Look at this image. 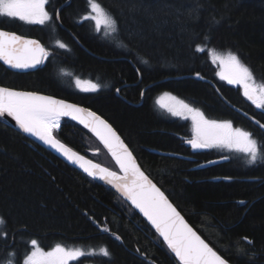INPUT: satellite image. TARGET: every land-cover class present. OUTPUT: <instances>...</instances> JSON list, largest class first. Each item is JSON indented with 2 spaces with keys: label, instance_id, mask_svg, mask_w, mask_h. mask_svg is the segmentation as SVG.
<instances>
[{
  "label": "trees",
  "instance_id": "16d2710c",
  "mask_svg": "<svg viewBox=\"0 0 264 264\" xmlns=\"http://www.w3.org/2000/svg\"><path fill=\"white\" fill-rule=\"evenodd\" d=\"M65 1L48 0L52 19L43 25L0 16V28L36 37L50 49L48 62L31 72L0 63V86L96 110L210 247L232 264H264V158L249 163L237 150L194 151L187 142L193 139L190 121L164 112L155 100L172 92L211 119L249 130L264 151V130L228 105L210 83L192 77L200 73L213 80L229 102L264 123V109L248 100L240 85L221 80L211 57L213 49L234 53L264 83V0H105L116 22L112 39L91 23L79 24L85 12L81 0L62 8V27L57 11ZM188 2L183 23L166 14L168 7L182 3L184 10ZM73 68L100 90L76 89ZM54 135L121 173L100 140L74 120L63 118ZM0 220V264L9 258L23 264L33 239L44 249L59 244L110 253L86 254L69 264H180L124 198L1 117Z\"/></svg>",
  "mask_w": 264,
  "mask_h": 264
},
{
  "label": "snow or ice",
  "instance_id": "6c2138e0",
  "mask_svg": "<svg viewBox=\"0 0 264 264\" xmlns=\"http://www.w3.org/2000/svg\"><path fill=\"white\" fill-rule=\"evenodd\" d=\"M47 2L48 0H0V16L43 25L52 19L45 8ZM88 4L95 15L90 13L89 17H85L86 19L95 20L97 29L101 23H104L113 31L116 30L115 20L107 14L97 0H88ZM59 46L66 47L63 43H59ZM203 50L197 46V51ZM47 55L46 49L39 41L0 29V60L6 64L14 68H29L41 63ZM211 55L213 62L219 60L221 65L230 69L228 75L221 73V78L227 79L229 83L242 85L244 96L257 108H264V84L256 85L254 74L238 56L231 52L220 54L215 49L211 50ZM84 84L87 85L84 88L85 91H95L99 88L98 84L91 81L76 80L77 87ZM165 97L176 100L175 97L165 93L161 101ZM162 107H166L175 116L185 114L191 116L194 136L188 143L193 148L221 146L236 149L247 155L249 163H254L258 158H264V151L258 141L253 138V134L242 128H234L231 121L209 120L199 109L192 108L183 101H176L175 105L162 103ZM5 114L13 117L25 132L37 136L60 151L70 161L80 163L89 175H99L101 179L113 184L148 218L168 247L175 253L180 264H228L227 260L189 226L164 192L141 171L131 151L112 126L96 113L38 92L18 91L15 88L0 86V116ZM62 116H71L90 127L109 148L123 175L92 164L91 161H83V157L77 156L57 140L53 131L59 127ZM256 123L264 128V124H260L259 121ZM0 223L3 221L0 220ZM31 245L32 250L24 256L23 264H68L69 260L85 254L80 249H65L59 244L46 252L39 247L35 239L31 240ZM100 253L104 256L110 255L106 248H101ZM7 264H14V261L9 258Z\"/></svg>",
  "mask_w": 264,
  "mask_h": 264
},
{
  "label": "rangeland",
  "instance_id": "374dc122",
  "mask_svg": "<svg viewBox=\"0 0 264 264\" xmlns=\"http://www.w3.org/2000/svg\"><path fill=\"white\" fill-rule=\"evenodd\" d=\"M169 1H170V0H169ZM181 4H182V3H180V6H181V7L178 8V9H170V7H168L167 10H166V14H168V15H170V16H175V18H174L175 21L180 22V23H183L182 21H184V20H181L182 18H180V17H181L182 15H184V14H185V16L187 15V13H188V9H187V8L190 7L191 2H190V3L188 2V4H185V6H187V7H186L184 10H183V4H182V5H181ZM45 8H46V10L48 11V9H47V4L45 5ZM158 8H160V7L157 6L156 11L158 10ZM48 12H49V11H48ZM90 13H91V15H95V14L92 13V12L85 11V12H83V13L81 14V19H82V21H86V22H88V23H91V24L95 27V29H97V25H96V21H95V20H93V19H91V18H87V19L85 18V17H89V14H90ZM49 14H50V13H49ZM154 17H155V16H154ZM111 18L114 19L113 17H111ZM152 18H153V17H152ZM84 19H85V20H84ZM185 19H186V18H185ZM32 24H38V23H32ZM115 27H116V26H115ZM97 30L102 34L103 37H107V39H112V38L115 36V33H116V30L113 31L109 26H107V25L104 24V23H101V25L99 26V29H97ZM59 43H63V42H59ZM59 43H57L58 46H59ZM63 44H64V43H63ZM66 47H67V45H66ZM66 47H64V48H66ZM218 53H220V54H227V52H218ZM211 57H212V55H211ZM214 64L218 66V77H219L221 80H223V81H225V82H228L227 79H222L220 74L223 73L224 75H228L229 72H230V69H229L228 67L224 66V65H221V63H220L219 60L215 61ZM65 76H67V75H65ZM77 79L81 80L82 82H83V81H90V80H88V79H82V78H78V77H77V78H74V77L71 78V80H72V82L74 83L76 89H78V90H82V91H85L84 88H86L87 85L84 84V85H82L81 87H77V85H76V80H77ZM91 82H92V81H91ZM92 83L96 84L95 82H92ZM255 83H256V85L264 84V83H262V82H258V81H256V80H255ZM235 85H240V84H235ZM240 86H241V88L243 89L242 85H240ZM99 87H100V86H99ZM89 91H91V90H88V91H85V92H89ZM165 93L170 94L171 97H175L176 100H171V99L165 97L164 100L161 101V97H164V94H165ZM155 100H156V104H157L158 108H160V109L163 110L164 112H167V113L170 114V115H173V114H172L171 112H169V111L167 110L166 107H162V103H163V104H169V105H175V104H176V101H183L184 103L190 105L192 108L199 109L201 112H203L202 109L197 108V107H194L193 105H191L190 103H188L187 101H185L184 99H182L181 97H179L178 95H176V94H174V93H172V92H167V91H166V92H162V93H160V94L156 97ZM260 109H264V108H260ZM203 113H204V112H203ZM204 115H205V113H204ZM173 116H175V115H173ZM176 117H179V118H182V119H185V120H189V121L191 122V126H192V134H193V136H194V132H193V121H192V119H191V116L188 115V114H185L184 116H176ZM205 117H206L207 119H209V120H216V119H211V118L207 117L206 115H205ZM217 121H230V120H217ZM60 122H61V118H60ZM60 122H59V126H60ZM231 122H232V125H233L234 128H242V129H244L245 131L250 132L249 130H247V129L241 127V126H237V125H235L233 121H231ZM55 130H56V129H55ZM55 130H54V131H55ZM54 131H53V132H54ZM253 138L256 139L254 136H253ZM212 148H227V147L212 146V147H207V148H204V149H212ZM227 149H229V148H227ZM231 150H236V149H231ZM37 242H38V241H37ZM38 245H39V247L43 248V247L39 244V242H38ZM61 246L64 247L65 249H72V250L80 249L82 252L85 253L84 255H86V254H94V253H96V252H100V250L89 249V248H83L82 246H76V247H68V246H64V245H61ZM43 249H44V248H43ZM50 250H51V249H44V251H46V252H47V251H50ZM80 257H82V256H80ZM80 257L69 260V261H68V264H69L70 262H72V261H75V260L79 259ZM87 264H92V263H87Z\"/></svg>",
  "mask_w": 264,
  "mask_h": 264
},
{
  "label": "water",
  "instance_id": "95a60500",
  "mask_svg": "<svg viewBox=\"0 0 264 264\" xmlns=\"http://www.w3.org/2000/svg\"><path fill=\"white\" fill-rule=\"evenodd\" d=\"M71 0H69L66 4H68L69 2H70ZM58 21L60 22V24L62 25V26H64L63 25V23H62V20L60 19V16H59V18H58ZM5 31V30H4ZM17 34V33H16ZM17 35H20V34H17ZM20 36H23V35H20ZM23 37H25V38H27V39H31V40H37V41H39L38 39H36V37H32V36H23ZM40 42V41H39ZM40 44L42 45V43L40 42ZM2 63H4L5 65H7L9 68H11V69H14V70H18V71H30V70H32V69H36V68H38L39 66H40V64L41 63H39V64H36L35 66H33V67H29V68H14V67H12V66H10V65H8V64H6L3 60H0ZM197 77H200L201 79H203V80H205V81H208V82H211L209 79H207V78H204V77H201L200 76V74H199V76H197ZM159 83L160 82H162V81H158ZM154 85H156V83H152V84H150V85H148L145 89H144V92H145V90L147 89V88H149V87H152V86H154ZM122 87L123 86H121L119 89H122ZM25 92H28V91H25ZM41 95H44V94H41ZM44 96H48V95H44ZM52 97V96H51ZM55 98V97H54ZM55 99H57V100H63V101H66V102H68V103H70V104H75V105H78L79 107H81V108H83V109H87V110H89V111H91V112H94V113H96V115L97 116H100L102 119H104L105 121H107L108 122V124H110L111 126H112V128L116 131V133L119 135V137H120V139L124 142V144L125 145H127V147H128V149H129V151H131V153H132V156L135 158V161H136V163L139 165V167H140V169H141V171H143L144 172V174L146 175V176H148V178L152 181V183H154L158 188H160L154 181H153V179L145 172V170L142 168V166L140 165V163H139V161L137 160V158H136V156L134 155V153L132 152V150L130 149V147H129V145L127 144V142L124 140V138L120 135V133L116 130V128L112 125V123L106 118V117H104L103 115H101L100 113H98L96 110H94V109H92V108H88L87 106H84V105H82V104H80V103H77V102H73V101H70V100H67V99H59V98H55ZM228 105H230V106H233V104L232 103H229ZM237 109V108H236ZM245 114V113H244ZM246 116H247V114H246ZM0 117H2V118H5V119H7V120H9L13 125H14V127H16L17 129H19L22 133H24L25 135H27L29 138H31V139H33V140H35V141H37L38 143H40V144H42L43 146H45V147H47V148H49L51 151H53L54 153H56V154H58L60 157H62L64 160H66L67 162H69L70 164L72 163L76 168H78L79 170H81L84 174H86V175H88L89 177H92V178H95V179H97V180H99V181H101L102 183H105V184H107V185H109L110 187H112L114 190H116L117 192H118V194L119 195H121L122 197H124V198H127V197H125L113 184H110V183H108V181L107 180H105V179H101V177L99 176V175H97V176H92V175H89L88 174V172H86L85 170H84V168L83 167H81L80 166V163H77V162H73V161H70L69 159H67V157H65L60 151H57L55 148H53V147H51L50 145H48V144H46L44 141H42L41 139H39L37 136H35V135H33V134H31V133H28V132H25L23 129H21L20 127H19V125L17 124V122L15 121V119L13 118V117H11V116H8L7 114H5V115H3V116H0ZM62 117H64V118H70L71 120H74V121H76V122H78L79 124H81L82 126H84V127H86L87 129H90L91 131H92V129L90 128V127H87V126H85V124L84 123H81L79 120H77V119H73L71 116H62ZM257 121H259V120H257V119H253V122L254 123H256ZM260 122V124H264V123H262L261 121H259ZM257 124V123H256ZM258 125V124H257ZM259 126V125H258ZM260 127V126H259ZM262 129H264V128H262ZM94 132V131H93ZM95 133V132H94ZM54 135V134H53ZM54 137L57 139V140H59L60 142H61V140L60 139H58L55 135H54ZM99 137V136H98ZM99 139L101 140V138L99 137ZM101 142L105 145V143L103 142V140H101ZM61 143H63V142H61ZM105 147L109 150V148L105 145ZM110 151V150H109ZM73 152V151H72ZM111 152V151H110ZM75 153V152H74ZM77 154V156H79V157H83V161H91V163L92 164H95V165H100L102 168H107V169H109L110 171H112V172H116V171H114L113 169H111V168H108V167H105V166H103V165H101V164H99V163H97L96 161H94V160H90V159H88V158H86V157H84V156H82L80 153H76ZM112 154V153H111ZM82 161V162H83ZM81 162V163H82ZM87 166V165H86ZM118 175H121V174H119L118 172H116ZM122 176V175H121ZM160 190H161V188H160ZM162 191V190H161ZM163 192V191H162ZM165 194V193H164ZM166 195V194H165ZM167 196V195H166ZM167 198H168V196H167ZM168 200L172 203V201L168 198ZM130 201V200H129ZM130 203H131V201H130ZM173 204V203H172ZM173 206H174V204H173ZM177 209V208H176ZM140 210V209H139ZM178 211V210H177ZM143 214V213H142ZM181 214V213H180ZM144 215V214H143ZM182 215V214H181ZM185 219V221L189 224V226H191L192 228H193V226L186 220V218H184ZM193 230L195 231V229L193 228ZM198 234V233H197ZM199 235V234H198ZM175 254V253H174ZM226 260V259H225ZM228 261V260H227ZM228 264H232V263H230L229 261H228Z\"/></svg>",
  "mask_w": 264,
  "mask_h": 264
},
{
  "label": "bare ground",
  "instance_id": "6f19581e",
  "mask_svg": "<svg viewBox=\"0 0 264 264\" xmlns=\"http://www.w3.org/2000/svg\"><path fill=\"white\" fill-rule=\"evenodd\" d=\"M69 0H67V1H65L60 7H59V9H58V11H57V20H58V18H59V16H60V19H61V10H62V8L64 7V6H66V5H68V4H66L67 2H68ZM59 22V21H58ZM60 23V22H59ZM63 23V22H62ZM61 25V24H60ZM62 26V25H61ZM63 27V26H62ZM0 29H2V30H5V31H9V32H14V31H10V30H7V29H3V28H0ZM15 33H17V32H15ZM17 34H19V33H17ZM21 35V34H20ZM23 36H25V35H23ZM36 39H38V38H36ZM41 43H42V45H43V47L46 49V51H47V53H48V55L45 57V58H43L42 59V62H41V64H40V66L38 67V68H36V69H32V70H30V71H18V70H14V69H11V68H9L7 65H5L4 63H2L1 61H0V63L5 67V68H7V69H9V70H11V71H14V72H23V73H26V72H31V71H34V70H37V69H39L40 67H43L45 64H46V61L48 62V60H49V58H50V49L40 40V39H38ZM66 45V44H65ZM200 74V73H199ZM197 76H199V75H197V74H193L192 75V77L193 78H197V79H201L200 77H197ZM200 76L201 77H204V76H202L201 74H200ZM185 77H187V76H185ZM74 78H77V77H74ZM204 78H206V77H204ZM207 79H209V78H207ZM201 80H203V79H201ZM211 82H208V81H205V80H203V81H205V82H208V83H210L216 90H217V92L220 94V96L222 97V99H224V101L225 102H227L228 104L229 103H231V102H229L225 97H224V95L221 93V91L219 90V88H218V86H217V84L213 81V80H211V79H209ZM96 83V82H95ZM97 84V83H96ZM17 90V89H16ZM100 90V87L97 89V90H95V91H99ZM243 90V89H242ZM18 91H24V90H18ZM80 91H82V90H80ZM95 91H89V92H95ZM28 92H34V91H28ZM82 92H85V91H82ZM117 94H119L120 93V91H119V89H117ZM39 93V92H38ZM39 94H43V93H39ZM44 95H47V94H44ZM48 96H51V95H48ZM52 97H55V96H52ZM55 98H57V97H55ZM59 99H61V98H59ZM252 102V101H251ZM85 106V105H84ZM88 107V106H87ZM234 110H236L237 112H239L240 114H242L243 116H245L246 118H248L249 120H251L252 122H253V119L255 120L256 118L255 117H253L252 115H250V114H248L247 112H245L244 110H242V109H240V108H238L237 106H235L234 104H233V106H231ZM88 108H90V107H88ZM237 108V109H236ZM245 113V114H244ZM246 114H247V116H246ZM176 117V116H175ZM2 118V117H1ZM4 120H6L10 125H12V127H14V125L9 121V120H7V119H5V118H3ZM62 119H63V117H61V122H60V126L56 129V130H59L60 129V127H61V123H62ZM70 119V118H69ZM258 120V119H257ZM76 122V121H75ZM78 123V122H77ZM191 123V122H190ZM254 123V122H253ZM254 124H256V123H254ZM257 125V124H256ZM258 126V125H257ZM259 127V126H258ZM16 130H18L19 132H21L19 129H17L16 127H14ZM86 128V127H85ZM261 128V127H260ZM262 129V128H261ZM89 131H91L90 129H88ZM117 130V129H116ZM264 130V129H263ZM118 131V130H117ZM98 139H99V137H98V135L96 134V133H94L93 131H91ZM22 133V132H21ZM24 134V133H23ZM25 135V134H24ZM121 135V134H120ZM27 136V135H26ZM28 137V136H27ZM31 139V138H30ZM31 140H33V139H31ZM100 140V139H99ZM34 142H36L37 144H39V145H41L42 147H44V148H46L47 150H49V151H51L49 148H47V147H45V146H43L42 144H40V143H38L37 141H35V140H33ZM100 142H101V140H100ZM102 143V142H101ZM62 144H64V143H62ZM103 144V143H102ZM67 148H69V149H71L70 147H68L66 144H64ZM104 145V144H103ZM105 146V145H104ZM107 149V148H106ZM131 149V148H130ZM108 150V149H107ZM231 150V149H230ZM71 151H73V152H75V153H78V152H76V151H74L73 149H71ZM109 151V150H108ZM52 153H54L53 151H51ZM133 152V151H132ZM109 153L111 154V152L109 151ZM55 155H57L59 158H61L62 160H64L62 157H60L58 154H56V153H54ZM82 155V154H81ZM112 155V154H111ZM135 155V154H134ZM82 156H84V155H82ZM113 156V155H112ZM84 157H86V156H84ZM86 158H88V157H86ZM114 158V157H113ZM137 158V157H136ZM88 159H90V158H88ZM115 159V158H114ZM90 160H92V159H90ZM138 160V159H137ZM66 163H68L69 165H71L72 167H74V168H76L72 163L70 164L69 162H67L66 160H64ZM115 161H116V159H115ZM98 163V162H97ZM100 164V163H99ZM102 165V164H101ZM141 165V164H140ZM104 166V165H103ZM106 167V166H105ZM143 168V167H142ZM77 170H79L78 168H76ZM79 171H81V170H79ZM82 172V171H81ZM146 172V171H145ZM119 174H121V175H123V172L121 171V173H119ZM90 178H92V177H90ZM92 179H94V180H96V181H98V182H100V183H102L101 181H99V180H97V179H95V178H92ZM102 184H104V185H106L107 187H109V188H111L112 190H114L112 187H110L109 185H107V184H105V183H102ZM162 190V189H161ZM117 194H118V192L116 191V190H114ZM163 191V190H162ZM164 192V191H163ZM121 196V195H120ZM122 197V196H121ZM122 198H124V197H122ZM130 205H132L141 215H143L142 214V212L138 209V208H136L132 203H130V201L127 199V198H124ZM173 203V202H172ZM175 206V205H174ZM176 207V206H175ZM177 208V207H176ZM177 210L180 212V210L177 208ZM181 213V212H180ZM182 214V213H181ZM182 216H183V214H182ZM143 217L152 225V223L148 220V218L146 217V216H144L143 215ZM184 217V216H183ZM185 218V217H184ZM187 220V219H186ZM188 221V220H187ZM153 226V225H152ZM153 228L156 230V228L153 226ZM194 228V227H193ZM195 229V228H194ZM157 231V230H156ZM195 231H196V229H195ZM158 232V231H157ZM197 232V231H196ZM159 233V232H158ZM198 233V232H197ZM199 234V233H198ZM160 235V234H159ZM200 235V234H199ZM161 236V235H160ZM201 236V235H200ZM162 237V236H161ZM202 238V237H201ZM162 239H163V237H162ZM203 239V238H202ZM164 240V239H163ZM206 242V241H205ZM166 243V242H165ZM207 243V242H206ZM167 244V243H166ZM168 246V245H167ZM171 250V249H170ZM172 251V250H171ZM172 253L174 254V252L172 251ZM175 255V254H174ZM176 257V256H175ZM177 258V257H176ZM178 259V258H177ZM179 260V259H178ZM231 263V262H230Z\"/></svg>",
  "mask_w": 264,
  "mask_h": 264
},
{
  "label": "flooded vegetation",
  "instance_id": "af4514ba",
  "mask_svg": "<svg viewBox=\"0 0 264 264\" xmlns=\"http://www.w3.org/2000/svg\"><path fill=\"white\" fill-rule=\"evenodd\" d=\"M80 1V0H79ZM82 1V3H84L85 2V5H84V9H85V11H88V12H92V10H91V8L89 7V4H88V0H81ZM97 2L103 7V9L107 12V14L109 15V16H111L112 17V10L107 6V4H106V2H105V0H97ZM81 3V2H80ZM93 13V12H92ZM95 14V13H94ZM85 20V19H84ZM83 22H86V21H82V19H81V22L79 23V24H82ZM67 45V44H66ZM68 46V45H67ZM46 59V58H45ZM47 60V59H46ZM46 63H47V61H46ZM73 72H75L76 73V77H78V78H82V79H88V80H90V81H92V82H96V81H93L92 79H90V78H85V77H82V75H80V73L78 72V71H76V69L75 68H73ZM191 140V139H190ZM189 141V140H188ZM187 141V142H188ZM189 144V143H188ZM189 145H191V144H189ZM192 147V146H191ZM192 149L194 150V151H202L204 148H193L192 147Z\"/></svg>",
  "mask_w": 264,
  "mask_h": 264
}]
</instances>
